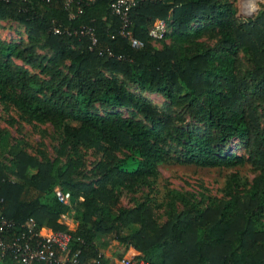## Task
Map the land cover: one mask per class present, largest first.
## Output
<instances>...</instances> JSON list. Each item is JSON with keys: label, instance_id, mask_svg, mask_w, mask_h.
<instances>
[{"label": "trees", "instance_id": "obj_1", "mask_svg": "<svg viewBox=\"0 0 264 264\" xmlns=\"http://www.w3.org/2000/svg\"><path fill=\"white\" fill-rule=\"evenodd\" d=\"M113 1L0 0V20L23 25L29 42L0 40V99L33 120L52 123L64 142L87 145L105 158L95 166L100 179L83 181L70 176L74 166L57 167L14 151L15 169H9L19 181L8 178L0 166V224L2 218L14 224L0 236L11 241L28 232L32 219L36 230L68 232L70 252L79 249L80 260L88 262L101 254V236L119 225L128 232L115 231L116 239L126 244L128 254L149 264H264V118L255 103L264 99V7L239 19L234 0H136L124 36ZM159 21L170 39L162 48L149 35ZM212 33L216 42L207 46L200 38ZM132 37L142 45L133 46ZM33 45L49 54H37ZM241 52L251 59L246 69ZM12 58L48 78L11 65ZM129 83L184 108L207 134L188 132L176 114L136 99L127 90ZM95 104L129 108L140 118L101 116L92 111ZM229 137L246 146V160L257 170L242 194L200 205L169 190L170 217L161 224L150 204L129 207L123 200V189L155 177L159 164L181 160L167 144L179 146L184 161L201 167L244 163L223 150L221 142ZM122 148L130 156H119ZM227 186L232 187L230 182ZM56 187L70 193L68 204L57 199ZM25 190L35 194L23 198ZM71 209L69 225L60 222ZM0 264L20 263L7 249L0 252ZM97 264L110 263L101 254Z\"/></svg>", "mask_w": 264, "mask_h": 264}, {"label": "rangeland", "instance_id": "obj_2", "mask_svg": "<svg viewBox=\"0 0 264 264\" xmlns=\"http://www.w3.org/2000/svg\"><path fill=\"white\" fill-rule=\"evenodd\" d=\"M233 6L236 16L239 19H246L254 16L258 10L264 7V0H234ZM160 22L162 21L149 28L150 41L157 48L170 44V39L164 37L167 26L162 22L164 25V28H162ZM216 38V33H212L204 35L200 39L207 46H214ZM0 40L6 42L15 41L29 46L26 28L12 20H0ZM32 47L39 55L49 54L40 45H33ZM9 62L13 66L25 67L30 73L37 75L39 78H48V76L40 72L39 68H33L20 59L12 58ZM240 64L244 69L250 67V57L241 52ZM127 90L129 94L140 101H147L162 111L176 114L179 119L178 124L188 132L207 134L205 127L193 114L186 113L184 108L171 106L169 100L162 94L142 90L130 83L127 85ZM40 97L47 98L44 93L40 94ZM255 103L262 120L264 118V99L258 98ZM92 111L101 116L112 115L117 119L125 117L140 118L133 110L125 107L114 108L95 104ZM0 134L4 136L0 147L1 170L13 181H19V178L9 168L15 169L13 164L14 151L18 150H22L42 162L53 163L57 167L68 164L66 168L68 169L69 166H74L70 176L76 180L97 181L100 179L95 166L105 161L101 151L84 144H78L73 147L71 144L64 142L61 132L52 123L33 120L20 110H17L12 103L2 99H0ZM212 136H216L214 132H212ZM217 138L215 137V139ZM221 145L223 150L235 153L244 158L245 162L231 168L201 167L184 161L185 157L179 146L174 143L167 144L166 147L170 149L172 156H177L181 160L169 159L159 164L158 174L155 177L136 183L132 189H123V200L129 207L136 206L141 202L150 204L154 220L161 224L170 217L169 212L171 210L168 207L169 190L179 191L189 200L200 205L208 204L213 200L224 199L230 193L242 194L249 188L252 179L257 174V170L246 160L248 151L240 140L235 137H229L224 143L221 142ZM118 154L121 157L130 156L126 148L119 149ZM234 177L236 178L233 179ZM228 182L231 183V189L227 186ZM34 194L33 191L25 190L22 197L26 198ZM176 207L178 211L183 208L180 203H177ZM71 212L72 209L69 210V214L61 216L59 221L66 224L65 221H67ZM136 226L138 227L139 225ZM115 231L125 234L128 229H122L118 225V229L101 236L97 241L100 253L109 259L110 264H117V259L129 255V248L126 244L116 239L114 236Z\"/></svg>", "mask_w": 264, "mask_h": 264}, {"label": "built area", "instance_id": "obj_3", "mask_svg": "<svg viewBox=\"0 0 264 264\" xmlns=\"http://www.w3.org/2000/svg\"><path fill=\"white\" fill-rule=\"evenodd\" d=\"M136 0H114L112 7L114 11L121 17L122 35L126 36L128 32L125 30L128 25V10L134 6ZM163 22V21H162ZM160 22V26L164 28L163 23ZM90 33V30H86ZM92 41L95 42V38L92 37ZM131 44L133 46H141L142 42L131 38ZM55 196L57 199L68 204L70 199V193L64 192L59 187L55 188ZM31 228L28 232H22L19 235H15L11 241H6L0 236V252L3 253L7 249L13 253V257L20 264H97L100 261L101 254H98L97 258H94L88 262H82L80 260L79 249H76L72 253L70 252L71 236L66 231H53L48 228H40L36 230L32 219H30ZM13 222L5 218L1 219L0 232L3 228H9L13 226ZM117 264H149L144 258L136 257L134 254H129L121 259L116 260Z\"/></svg>", "mask_w": 264, "mask_h": 264}, {"label": "crops", "instance_id": "obj_4", "mask_svg": "<svg viewBox=\"0 0 264 264\" xmlns=\"http://www.w3.org/2000/svg\"><path fill=\"white\" fill-rule=\"evenodd\" d=\"M69 220V221H68ZM66 225H68L70 223V218H67V221H65Z\"/></svg>", "mask_w": 264, "mask_h": 264}]
</instances>
